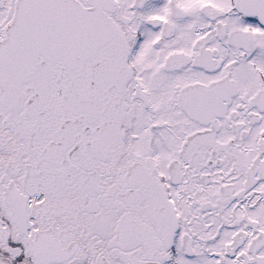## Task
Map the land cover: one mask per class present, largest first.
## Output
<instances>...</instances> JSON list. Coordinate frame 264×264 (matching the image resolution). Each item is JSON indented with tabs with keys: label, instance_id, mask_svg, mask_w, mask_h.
I'll return each mask as SVG.
<instances>
[{
	"label": "snow or ice",
	"instance_id": "obj_1",
	"mask_svg": "<svg viewBox=\"0 0 264 264\" xmlns=\"http://www.w3.org/2000/svg\"><path fill=\"white\" fill-rule=\"evenodd\" d=\"M0 264H264V0H0Z\"/></svg>",
	"mask_w": 264,
	"mask_h": 264
}]
</instances>
